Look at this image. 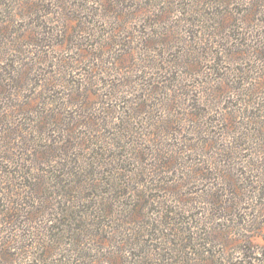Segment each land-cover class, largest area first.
<instances>
[{
    "label": "rangeland",
    "instance_id": "rangeland-1",
    "mask_svg": "<svg viewBox=\"0 0 264 264\" xmlns=\"http://www.w3.org/2000/svg\"><path fill=\"white\" fill-rule=\"evenodd\" d=\"M85 111L87 117H77ZM66 125L73 128L67 135L60 132ZM119 125L129 127L121 149L126 156L116 161L119 177L129 182L130 188L122 187L125 197L117 195L114 206L102 193L97 203L98 190L70 184L69 204H89L78 199L90 195L91 204L120 218L137 203L145 202L151 213L161 204L186 207L203 229L202 222L216 230L229 227L222 241L237 247L223 251L211 241L206 247L215 254L208 257L212 261L227 254L233 264H264V0H0V167L16 170L21 156L28 175L22 180L14 173L18 188L7 184L23 203L13 226L0 224V236L22 240L31 225L47 222L46 216L41 225L28 221L40 203L51 214L61 202L56 196L35 202L21 187L25 182L42 196L52 195L46 171L56 170L59 153L54 148L51 155L44 145L60 147L55 139L62 147L73 145L76 161L90 165L89 153L121 144ZM169 160L164 165L172 172L166 173L162 166ZM116 175L115 185L122 182ZM110 176L103 174L104 180ZM223 188L238 191L231 198V221L221 217L229 211L206 203L208 194L218 204L226 199ZM143 191L149 199L136 197ZM90 229L74 236L83 245L64 244L51 261L67 256L63 264H76L70 247L85 256L82 264H118L138 254L123 251L117 239L126 234ZM25 249L6 248L0 263L27 264L37 251Z\"/></svg>",
    "mask_w": 264,
    "mask_h": 264
},
{
    "label": "trees",
    "instance_id": "trees-1",
    "mask_svg": "<svg viewBox=\"0 0 264 264\" xmlns=\"http://www.w3.org/2000/svg\"><path fill=\"white\" fill-rule=\"evenodd\" d=\"M83 116L87 117L88 112L85 111L83 115L79 113L77 117ZM125 123H127V121H125ZM79 126L87 127L86 123H81ZM75 128L77 127L75 126ZM128 129V126H118L119 131H117V139L121 141V144L115 141L112 144L110 143L109 146L102 145L103 147L99 148V150L94 152V154L89 153L90 157L88 159H91L93 161V163L90 165L89 163H86L85 165H80L77 162L79 158L75 155V152L73 151L75 148L73 145L62 147V141H57L55 139L56 142H58L59 144L61 143L60 147L55 146L51 148V146L47 145H44L42 147V149L46 148V152L50 151L51 155H54V148H56L57 152L59 153L57 155H54L55 159L53 160H57L58 162H60L58 163L56 170L52 169L46 171V173H50V179L53 180L49 183L46 182L47 189L53 192L52 195L42 196L43 192L38 186V189L33 190L30 185L26 184L25 182L22 183L21 187L24 186L28 190V193H26L27 195H33L32 200H36L35 202H38L42 199L49 200L56 196V198L61 199V202L63 201V206L59 207V204L61 203L59 201V204L57 206H54L56 207V210L53 209V213L49 214L48 210L51 208L48 207L47 209H45L46 207H41L40 203V205L36 209L38 210V215L34 212V214L30 216L31 218H28V221L29 223H38L41 225L43 223V220L41 219L46 216L47 222L42 224V226H39V228L35 227L34 225H31V228H33L34 230L28 229L27 231L29 232V234H23L24 238L22 240L17 234H14L12 237L9 236V238L8 236L7 238H2L0 236L2 238H0V259L4 260L3 257H6L4 256L6 248L13 249L14 251H16L17 249L22 250L23 248H26V253L33 252V250L37 251L35 252L33 259H30L27 264H55L50 259L51 253H55L56 250L59 249L58 247H61L64 244L72 246V244L75 242L79 246L83 245V241H77L76 237L74 236L77 235L78 231H83L86 230L87 227H91L90 230H101L109 232V234L111 235L114 234L115 231H118L119 233H123L129 236L127 239H117V241L121 243V245L123 246L122 249L126 252L127 255L131 253V249L137 250L138 254L135 255L134 258L132 256H129V260L125 259L123 261L122 259V261H120L121 259H119L118 264H199V262H201L202 264H233L227 257V254H224L222 257H219L218 260L212 261V259L208 257L215 256V254L210 255L211 252L210 250H208L209 248L206 247L210 245L211 241H215L217 245L222 247L223 251L233 245V243L227 244L226 242L222 241V239H224V237L222 236L223 232L226 230L227 233H229V227L225 226L227 229L216 230L215 226L212 227L211 222H202L207 227V229H203L201 224L198 225L197 222L195 224L193 223V217L191 215L189 216L185 213L186 211H188L187 209H185L186 207L181 208L177 206L174 207V209H167V207L164 208L161 204V206L159 207L160 210L151 213V211H149V209L145 206V202L142 204L137 203L135 204V207L128 211V214H125L124 217L120 218L116 216L114 217L113 210L110 211L108 208H101V206L95 204V201H93V204H91L90 195H82L81 199H78L80 201L89 202V204L83 206L81 204L77 207L75 205V202L69 204L72 197H74L71 196L69 194V191L67 190V187L70 184H83L85 190L95 188V191L98 190L97 194L95 195L96 201L97 199L102 198L101 196L103 194L107 196L110 195L111 199L109 201L114 206L119 204L118 200L120 199V197H125V193L123 192L122 187H128L129 182L128 180H125L126 177H123L124 175L122 173L119 177L117 171L121 170V167L118 168L116 166V161L124 160L122 158L126 156V153H122L121 149L123 146H125V144L122 145L123 141H125V134H123V132H128ZM72 130L73 128L71 129L66 125L62 128L60 132H64L67 135L70 134ZM48 139L49 141H51L50 137ZM2 142H4V140ZM63 142L65 143L66 140H63ZM1 151L3 152V150ZM8 151L9 149H6V152ZM28 151L32 152V148H30ZM168 151L171 153L172 149H169ZM18 157L21 161H27L21 156ZM38 157L39 159H41L42 162V159H44L43 156L38 154ZM128 157L131 156L129 155ZM5 159L8 162H12L9 157H5ZM160 159L158 158V160ZM20 162H16V170L14 169L5 172L3 168L0 167V172H3L5 173L4 175H7L4 176L3 174H0V183H2V185H0V224L1 227H6V230L9 228V225H14L13 222L19 215L16 214V211L20 210L21 212L22 210L17 207H21V204L23 203V198L20 197V195L15 191L19 185L15 183V180H17L18 175L17 177H15L14 173H20L22 180H24L25 177L28 175L25 174V172L23 171V168L21 167L22 164ZM30 162L33 163L35 162V160ZM169 162L171 161L169 160L168 162H164L162 166L164 172L166 173L172 172V170L169 168L170 165H164L165 163L170 164ZM103 166L105 168H103ZM105 171H109L110 173H112V176L109 177L110 179L107 177V179L104 180L103 174ZM148 171H151L149 173L154 176V180L163 183L164 180L158 175V173H153V170L151 168H149ZM115 173L117 174L116 178L122 181L116 183V185L113 181L114 178L112 179L113 174ZM30 178L34 180L38 179L37 176H30ZM206 178L208 177H205V179ZM7 184L11 185V187L15 186L16 188L10 190L7 188ZM149 187L150 189L152 188V186ZM53 188H56V190L53 191ZM154 188L163 189L164 191L166 190V188H163L162 185H158ZM1 189L4 191H1ZM134 189L136 188L134 187ZM224 189L225 193H223V195L221 196L226 197V199H223L221 203L218 204V202L214 200V196L211 197L210 194H208L210 200H208L206 203L210 204L211 206H216L218 210L229 211V214L221 217L225 218L226 221H231V218L234 215V212H231L230 210L231 198H236L238 196V191L236 189L229 190L223 188V190ZM131 190L133 191L132 188ZM143 193V195H141L140 192L135 193V195L137 198H141L144 196L145 198L149 199V196L145 194V191H143ZM36 194H38V196ZM117 195H119L120 197L118 198ZM138 201H140V199H138ZM177 201L178 203L181 202L182 205H187L188 203H191L188 202L186 204V202H183L181 200ZM99 202L100 200L97 201V203ZM156 202H159V200H156ZM92 209H94V211H92ZM184 214L187 215L186 220H183ZM50 215L53 217H50ZM194 228H196V231L194 230ZM63 235L64 239L62 240L61 236ZM67 235L69 236L66 237ZM25 241L26 243H24ZM231 242H234V240ZM236 242L237 240L235 241V243ZM238 242H240V244L242 242L245 243V239H240ZM235 247L237 246H234L233 248ZM238 248L241 250H245V247L243 246H238ZM69 250L75 257V259H73L74 263L82 264L85 256L78 254V249L70 247ZM23 257L24 256H22V258ZM11 258L14 257H9L8 259ZM62 260H64V262H62ZM68 260L69 258L67 256H62V258L57 259V261L60 263L56 264H63ZM106 262L108 264L110 263L108 260H106ZM111 263L115 264V260L111 261ZM0 264L6 263L3 262ZM7 264L10 263L7 262Z\"/></svg>",
    "mask_w": 264,
    "mask_h": 264
}]
</instances>
